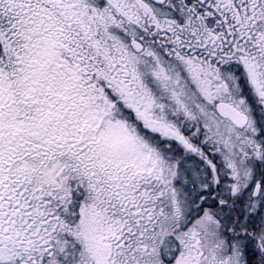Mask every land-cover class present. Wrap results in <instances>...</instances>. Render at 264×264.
<instances>
[{
    "label": "snow or ice",
    "instance_id": "1",
    "mask_svg": "<svg viewBox=\"0 0 264 264\" xmlns=\"http://www.w3.org/2000/svg\"><path fill=\"white\" fill-rule=\"evenodd\" d=\"M0 264H264V0H0Z\"/></svg>",
    "mask_w": 264,
    "mask_h": 264
}]
</instances>
